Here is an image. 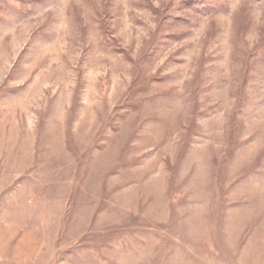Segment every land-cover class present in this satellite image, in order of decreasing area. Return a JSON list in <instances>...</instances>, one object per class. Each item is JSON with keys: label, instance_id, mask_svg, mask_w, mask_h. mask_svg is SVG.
I'll return each instance as SVG.
<instances>
[{"label": "rangeland", "instance_id": "1", "mask_svg": "<svg viewBox=\"0 0 264 264\" xmlns=\"http://www.w3.org/2000/svg\"><path fill=\"white\" fill-rule=\"evenodd\" d=\"M0 217L8 264H264V0H0Z\"/></svg>", "mask_w": 264, "mask_h": 264}, {"label": "crops", "instance_id": "2", "mask_svg": "<svg viewBox=\"0 0 264 264\" xmlns=\"http://www.w3.org/2000/svg\"><path fill=\"white\" fill-rule=\"evenodd\" d=\"M10 224V223H9ZM7 224L5 222V219L0 217V264H8L9 262H13L12 256L10 255V252H7L8 242L11 241V235H16L17 237V231L11 230V225ZM20 231V230H19ZM23 235V234H20ZM20 235L18 236V239L20 242H23L28 246L29 249L33 250V240L32 238H20ZM6 237L8 238V242H6ZM12 243H10L9 246H11ZM15 254V253H14Z\"/></svg>", "mask_w": 264, "mask_h": 264}]
</instances>
